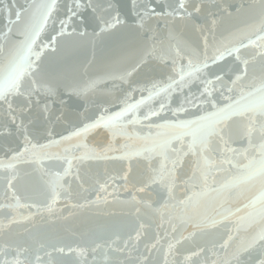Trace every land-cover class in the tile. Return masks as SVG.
<instances>
[{
    "label": "snow or ice",
    "instance_id": "obj_1",
    "mask_svg": "<svg viewBox=\"0 0 264 264\" xmlns=\"http://www.w3.org/2000/svg\"><path fill=\"white\" fill-rule=\"evenodd\" d=\"M205 7L202 0H130L131 30L143 35L151 32L152 43L125 51L106 73L128 86L119 111L102 108L95 119L82 114L79 124L59 139L52 138L48 125L65 119L54 108L64 101L60 82L45 67L46 51L55 53L65 37L83 42L91 36L95 41L125 27L127 21L113 0H33L28 8L13 3L0 11V140L5 142L0 151L7 157L0 160L7 201L0 204L4 210L0 264H197L201 257L202 264H264V0L253 9V23L220 40L216 19L196 23ZM87 10L98 31L89 34L75 27L69 31ZM22 19V27L17 28ZM49 22L55 34L37 47ZM153 22L166 30L164 39H157ZM177 23L196 38L178 32ZM14 28L22 38L13 39ZM249 49L255 51L246 55ZM227 58H233L232 63L224 67ZM153 61L159 63L161 78L153 77L137 89L131 78ZM97 83L65 85L64 90L89 103L87 93ZM137 91L139 99L133 95ZM156 100L158 107L153 104ZM141 106L146 111L137 117ZM153 118L161 122L152 123ZM141 119L155 131L129 136L125 120L138 124ZM97 130L108 131L107 142L89 147L85 140ZM34 135L47 142H34ZM117 135L140 144L117 146ZM11 138L23 147H12ZM237 144L241 146H233ZM134 158L142 164L135 178ZM45 160L59 162L62 171L44 166ZM89 161L105 165L120 161L127 166L116 174L105 167L104 178L97 177L86 186L81 166ZM20 164L38 166L43 180L40 200L18 194L15 173ZM73 181L79 191H73ZM118 187L130 192L129 199L119 201L127 209L124 215L131 218L125 228L103 234L77 230L71 222L80 213L94 209L101 214L117 203ZM88 192L94 198L84 195ZM238 199L246 202L233 210L230 204ZM41 221L50 228L59 224L75 242L45 243L33 236L32 229ZM16 225L29 227L13 233ZM221 226L225 230L214 238L183 248L198 236H212ZM242 232L246 235L241 236ZM153 253L159 257L154 259Z\"/></svg>",
    "mask_w": 264,
    "mask_h": 264
},
{
    "label": "water",
    "instance_id": "obj_2",
    "mask_svg": "<svg viewBox=\"0 0 264 264\" xmlns=\"http://www.w3.org/2000/svg\"><path fill=\"white\" fill-rule=\"evenodd\" d=\"M87 2V0H85ZM114 4L117 7V10L120 11L122 18L126 19L127 24L125 27L120 28L119 30L113 32L110 35H104L102 38L96 39L93 41L91 36L86 41H79L77 38L65 37L62 38L57 46V51L53 53L51 49L46 51L44 57V64L48 72L60 82V96L64 101L63 105L57 103L54 108L57 110V114L60 111L64 113L65 119L58 123H52L48 125L52 131L54 139H59L60 135H67L69 131L72 130L73 125H78L80 119L83 118L82 114H85L95 119L101 114L100 109L107 108L108 112L119 111L120 108V99L123 97L124 90L127 89V85L122 84L120 81H113L108 78L106 75L109 70L112 62L122 55L125 51L141 49L145 45L151 46V40L148 39L152 35L149 32L147 35L137 34L131 30V26L134 24V18L131 16L129 11L130 9V0H113ZM206 5L205 10L202 14L196 16V23L201 25L209 24L211 19L217 20L216 26V38L218 40L228 37L230 33H236L239 30H243L250 23H253L255 19L253 16V9L255 6H258L259 0H202ZM15 3L18 7L22 6L23 8H28L30 4L33 3V0H0V11L3 10L5 5H10ZM87 10L85 12L84 18L77 19L75 24L70 26L69 31L73 27L77 28L79 31H87L91 34L94 30L98 31L95 24L91 21L90 16L88 15ZM211 14V15H210ZM26 18V16H25ZM23 19L20 25H17V28L22 27ZM153 29L156 30L159 35L157 36L158 40L164 39L166 36V30L162 27H158L155 22L152 25ZM176 30L181 32L185 37H191L195 39V36H192L190 32L184 30V26L181 23L176 24ZM3 28V24L0 23V29ZM17 29L13 30V39H19L17 34ZM55 34L53 31V25L51 22L46 26L45 31L41 34V39L38 41L37 47L39 44L46 43L47 39L51 35ZM254 49H249L245 53L250 55L254 53ZM233 58H227L228 64L222 62V66L227 67L232 63ZM3 62V58L0 57V63ZM161 78L160 66L158 62H151L138 73L134 74L131 78L134 81L133 86L139 89V87L146 86L148 81L151 78ZM96 80L98 81L94 91L87 93L89 97V103H85L84 99L79 96H69L65 93V85H82L86 81ZM187 91V89L185 90ZM195 92L196 89L193 88ZM135 99L140 98V92L137 91L134 94ZM147 95V93H144ZM155 107L159 106L158 100L153 101ZM175 106V103L173 104ZM146 109L141 106V108L136 112L137 117H142ZM191 111H195L192 109ZM164 116H169L170 113H162ZM131 115L127 119H131ZM181 118H191L184 117ZM161 121L153 118L152 123H160ZM147 121H143L138 124H128L125 120L124 130L125 132L132 137L136 136H146L150 132H154L155 129H150L148 127ZM39 126V125H37ZM109 133L107 130H97L88 134V137L85 140V143L89 147H95L97 144L106 143ZM39 140L40 143H46L47 139L43 136L33 137V141ZM12 147L22 148L23 144L11 138L10 141ZM5 143L3 140H0V144ZM114 143L119 146L123 143H131L134 146L138 147L140 142L135 139H126L123 136L117 135L114 138ZM234 147H240L241 145H233ZM246 146V143L245 145ZM58 149H52V151H57ZM7 157L4 154V151H0V160H6ZM44 166L52 168L53 171H62V168L59 165V162H49L44 161ZM127 166V162H109L105 165L103 162L89 161L81 166V175L87 181L86 186H91L95 179L99 177L100 179L104 178L105 167L108 168L109 172L116 174L119 173L123 168ZM133 169V178H135L141 171L142 164L139 158H134L131 162ZM38 166L31 164H20L17 167L16 175L17 180L15 181L18 194L22 197H30L32 200H40L41 190L43 189V180L40 176V173L36 171ZM4 172L0 170V204L7 203L4 199L5 196V184L3 182ZM72 178H66L71 180ZM217 179H221L217 177ZM117 185L122 184L121 181L116 182ZM67 186V184H66ZM73 191H79L77 183L72 182ZM109 191H112V188H109ZM254 194V193H252ZM249 194V195H252ZM88 198H94V193L88 192L84 193ZM235 195V193H234ZM130 192L125 191L123 187H118L117 191L114 193V198L117 203L111 204L108 208L102 209L101 214H97L93 209L91 211H84L80 213L71 223L77 226V230L86 229L97 234H103L106 230L113 229H124L125 226L130 222L131 218L124 215V212L127 209L122 206L119 201H124L129 199ZM177 196L183 198V193L181 190L177 191ZM112 199V197H110ZM155 199V196H153ZM30 202V201H29ZM83 202V201H81ZM246 202L243 199L233 200L230 204L231 208L234 210L236 207H240L242 203ZM226 205L225 207H228ZM217 210H220L217 208ZM4 210L0 209V219H3ZM103 213H107L106 215ZM177 214L179 210H177ZM67 215V212H65ZM243 215V213H241ZM230 226V225H229ZM29 227L28 225H16L13 227V233H23L24 229ZM225 229L221 226L219 229L209 237H197L195 241L186 242L183 245V248L187 249L193 246L194 243H203L205 240H210L214 238L220 232H223ZM188 231H192L189 227ZM27 235V234H25ZM32 235L42 239L45 243H74L75 241L69 237L66 233L63 232L62 227L58 224L54 228H50L45 225L42 221L38 223L35 229H32ZM246 235L241 233V236ZM163 243V242H162ZM143 248V242L140 245ZM255 253H253V256ZM159 257V253H153V258ZM91 261V256L88 257ZM249 257H245V260H248ZM203 257L197 260V264H202Z\"/></svg>",
    "mask_w": 264,
    "mask_h": 264
}]
</instances>
